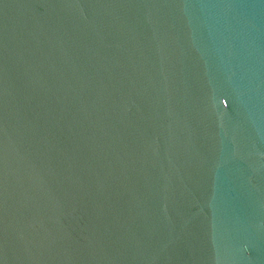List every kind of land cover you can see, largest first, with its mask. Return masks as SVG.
Here are the masks:
<instances>
[{"label":"water","instance_id":"1","mask_svg":"<svg viewBox=\"0 0 264 264\" xmlns=\"http://www.w3.org/2000/svg\"><path fill=\"white\" fill-rule=\"evenodd\" d=\"M0 264H264V0H0Z\"/></svg>","mask_w":264,"mask_h":264}]
</instances>
